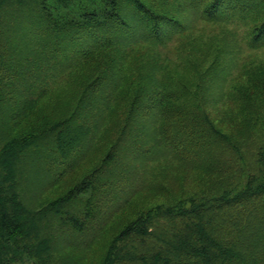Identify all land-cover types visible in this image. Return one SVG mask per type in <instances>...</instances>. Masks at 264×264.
<instances>
[{
  "label": "trees",
  "instance_id": "trees-1",
  "mask_svg": "<svg viewBox=\"0 0 264 264\" xmlns=\"http://www.w3.org/2000/svg\"><path fill=\"white\" fill-rule=\"evenodd\" d=\"M178 2L192 10L195 20L205 25L231 22L234 26L252 20L251 15L256 13L262 20L251 30V46H264V0ZM125 14L134 17L136 23L130 24ZM18 19L19 23L9 26L21 28L17 34L20 40L11 41L9 34L3 36L4 46L9 48L5 55L13 64L9 71L14 78L8 85L7 95L15 96L19 102L13 116L31 120L28 126L41 124L34 117V102L43 98L48 82H52L49 78H56L55 74L99 58L100 54L113 53L121 60L134 56L138 49L163 45L188 28L178 20L156 13L144 0H0V28L9 24L8 20ZM141 24L145 25L146 32L139 31ZM26 50L29 53L19 52ZM96 65L88 78L78 82L84 83L85 90L74 114L51 126L40 139L48 138L58 144L74 139V148L71 145L70 151L84 144L85 155L89 149L87 132L82 125L72 122L85 97L91 99L89 111L101 112L100 120L113 104L109 107V121L120 119L117 138L107 136L112 145L101 165L45 209L57 213L60 222L73 233L81 234L87 227L85 223L98 210L94 193L100 175L105 177L99 181L103 190L123 183L129 174L128 162L125 168L116 166L118 153L127 156L132 152L133 156L128 158L136 161L152 153H164L195 171L193 180L198 178L203 189L166 209L154 214L149 212L126 224L117 236L119 243L134 238L144 246L153 242L151 248H145L150 254L147 264H264V122H259L264 116V75L261 68L247 74L245 83L236 86L232 100L237 103L238 114L229 119V129L222 130L209 117L208 100L201 96V91L206 90L204 86L197 84L194 95L191 89L179 90L168 80V74L160 82L150 76L142 78L144 81L130 77L123 81L113 58L109 57L104 66ZM139 65L140 73L150 61ZM130 90L132 98L128 94ZM126 98L128 102L124 106ZM179 98L187 101L183 108L177 104ZM77 129L81 131L75 132ZM91 134L90 141H94L96 134L94 131ZM32 137L37 136L19 133L17 142L0 147V264H19L24 259L39 264L35 252L36 220L40 213L22 204L14 178L20 158L36 142ZM56 149L66 152L59 145ZM78 156H72L74 159L67 166L79 163ZM81 199L84 201L79 210L76 205L82 204ZM161 217L169 219L172 225L163 234L156 225ZM119 247L109 248L104 264L123 261L117 252ZM145 249L139 255L146 257ZM144 257L136 261L144 262Z\"/></svg>",
  "mask_w": 264,
  "mask_h": 264
},
{
  "label": "rangeland",
  "instance_id": "rangeland-1",
  "mask_svg": "<svg viewBox=\"0 0 264 264\" xmlns=\"http://www.w3.org/2000/svg\"><path fill=\"white\" fill-rule=\"evenodd\" d=\"M144 2L156 13L180 21L188 27L186 32L180 36L174 35L170 41L157 45L153 49H138L134 52L136 53L134 56L130 55L122 60L113 53L100 54L99 58L83 61L69 71L55 74L56 78H49L52 82H48V89L42 95L43 98H38L34 102L35 120L38 119L37 123L41 122L35 126H28L31 120L25 119L24 116L19 119L13 116L16 114L15 109L19 102L15 96L7 95L10 92L8 85L14 78L9 71V66L13 64L5 55L9 48L4 46L3 36L9 34L12 37L11 41L20 40L21 37L17 34L21 28L9 26L19 23L20 19L8 20L9 24L6 26L9 27L0 28V147L2 144L17 142L19 133L26 135L32 133L37 136L32 137L36 142L33 143L31 150L28 149L23 158H20L21 163L16 165L14 178L22 204L26 205L30 211L40 213L36 220L38 242L35 252L39 264H104L109 248L116 246H120L117 252H120V256L123 257V261L119 264H147L150 254L145 248H151L153 242H148L144 246L139 239L134 238L119 243L118 234L126 224L135 219L145 217L149 212L154 214L158 210L166 209L203 189L198 178L196 181L193 180L196 178L195 171L171 160L173 158L167 157L164 153L157 155L152 153L142 161L128 158L133 156L132 152L127 156L118 153L116 166L122 169L128 162L129 174L124 178L123 183L114 184L110 188L105 187L103 190L102 183L99 181L104 180L105 177L100 175L94 193L98 210L94 218L85 223L87 227L83 233H73L60 222L57 213L45 209L101 165L100 162L109 146L112 145V141H109L107 136L118 135L120 119L109 121V107L113 104L101 115L103 120H100L101 112H97L98 109L89 111L91 99L85 97L75 115L77 122L75 116L72 121L76 125H82L87 132L85 137L89 141L87 145L89 149L87 148L85 155L84 144L70 151L71 145L74 148L72 143L74 139L66 141L65 144H58L48 138L40 139L41 134L47 133L51 126L65 121L74 114L85 90L84 83L78 84V82L88 78L90 71L98 66L97 63L104 66L109 57L113 58L122 79L130 77V79L138 78L144 81V77L150 76L160 82L162 77L168 74V80L175 83L179 90L188 88L194 92V95L198 91L197 84L204 86L206 90L201 91V96L208 100L209 117L222 130H228L229 119L238 114L237 103L232 100V96L236 93V86L245 83L246 75L256 69L261 68L264 75L262 69L264 68V46L260 48L251 46V30L262 20L256 13L251 15L252 20L245 23L233 26L230 22L213 26L195 20L192 10L180 4L178 0H144ZM125 19L130 24L136 23L135 18L128 14H125ZM10 29L11 33L8 32ZM139 31L146 32L144 24L140 25ZM19 52L29 53V50ZM142 61H150V65L139 73V64ZM29 67L32 69L31 64ZM128 94L132 98L133 91L130 90ZM177 101L180 108L187 104L184 98H179ZM127 102L126 98L124 106ZM262 108L264 111V101ZM24 114L28 115L27 112ZM259 122H264V116L259 119ZM78 131L81 130L77 129L75 132L78 133ZM93 131L96 139L90 141ZM116 138L117 136L114 137ZM58 145L66 152L62 151V154L56 149ZM74 155H79V163L73 167L67 166L66 163L72 161ZM91 180L95 182L94 178ZM213 180L214 178L211 181ZM82 201L84 200L81 199L79 203ZM82 206L83 203L76 205L78 209H82ZM73 209H70L71 212H74ZM170 222L169 219L161 217L156 223L160 228L158 232L163 234L170 231L172 226ZM143 248L147 252L146 257L139 255ZM140 256L146 261H136ZM130 260L134 261L130 262ZM19 264H35V261L24 259Z\"/></svg>",
  "mask_w": 264,
  "mask_h": 264
}]
</instances>
